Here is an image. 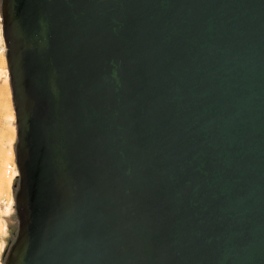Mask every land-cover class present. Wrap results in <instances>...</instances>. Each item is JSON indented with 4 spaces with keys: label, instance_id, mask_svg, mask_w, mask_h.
<instances>
[{
    "label": "water",
    "instance_id": "water-1",
    "mask_svg": "<svg viewBox=\"0 0 264 264\" xmlns=\"http://www.w3.org/2000/svg\"><path fill=\"white\" fill-rule=\"evenodd\" d=\"M0 5L3 264H264V0Z\"/></svg>",
    "mask_w": 264,
    "mask_h": 264
},
{
    "label": "rangeland",
    "instance_id": "rangeland-1",
    "mask_svg": "<svg viewBox=\"0 0 264 264\" xmlns=\"http://www.w3.org/2000/svg\"><path fill=\"white\" fill-rule=\"evenodd\" d=\"M1 57L0 70L7 71V79L6 82H3V75L0 73V84L3 86L5 84L7 91L0 92V193L7 194V198L11 196L13 199L5 207L0 204V264H3L5 251L14 239L18 228V217L15 209V184L18 182V177L12 180L13 176L17 173L15 167L11 174L10 184L7 186L6 178L10 175L6 174V167L10 163L16 164L15 145L17 130L6 56L5 58L3 57L4 62ZM7 207L11 209L8 215L4 212ZM4 228H6V232H4Z\"/></svg>",
    "mask_w": 264,
    "mask_h": 264
},
{
    "label": "bare ground",
    "instance_id": "bare-ground-1",
    "mask_svg": "<svg viewBox=\"0 0 264 264\" xmlns=\"http://www.w3.org/2000/svg\"><path fill=\"white\" fill-rule=\"evenodd\" d=\"M2 44H4V38H3L2 34L0 33V46H1ZM0 54H1V53H0ZM0 56H2V60H3V62H4L5 55H4V54H1ZM3 57H4V58H3ZM0 73L3 75V80L6 81V79H7V71H6V70H0ZM10 164H11V163H10ZM12 164H13V165H11V166H12V170H11V171L8 170V168H10V167H8L9 164H8L7 167H6V174L10 175L9 177L6 178L7 186L10 184L11 174L13 173V170H14V168L16 167V165H15L14 163H12ZM17 172H18V171H17ZM0 195H1V193H0ZM6 195H7V194H6ZM10 200H13V199H10V196H9V197H8V200H7V203L4 205V207L8 204V202H9ZM5 210H6V211H4V212H5L6 215H8V214L10 213V211H11L10 207H7ZM2 212H3V211H2ZM3 214H4V213H3ZM4 232H6V228H4Z\"/></svg>",
    "mask_w": 264,
    "mask_h": 264
},
{
    "label": "built area",
    "instance_id": "built-area-1",
    "mask_svg": "<svg viewBox=\"0 0 264 264\" xmlns=\"http://www.w3.org/2000/svg\"><path fill=\"white\" fill-rule=\"evenodd\" d=\"M2 19H3V15H2L1 5H0V33L3 36ZM3 38H4V36H3ZM5 52H6V45H5V40H4V44H2L0 46V53L1 54H5ZM11 165H13V164L11 163V164L8 165V167H10V168H8V170H10V171L12 170V166ZM16 169H17V166H16ZM17 171H18V169H17ZM16 177H18V172L13 176L12 180H14V178H16ZM10 199H12L11 196H10ZM7 200H8V198L6 197L5 194H1L0 195V204L1 205H5L7 203Z\"/></svg>",
    "mask_w": 264,
    "mask_h": 264
},
{
    "label": "crops",
    "instance_id": "crops-1",
    "mask_svg": "<svg viewBox=\"0 0 264 264\" xmlns=\"http://www.w3.org/2000/svg\"><path fill=\"white\" fill-rule=\"evenodd\" d=\"M1 59H2V57H1ZM3 82H6V81L3 80ZM6 91H7V87L5 86V84H4V86L2 84H0V92H6Z\"/></svg>",
    "mask_w": 264,
    "mask_h": 264
},
{
    "label": "flooded vegetation",
    "instance_id": "flooded-vegetation-1",
    "mask_svg": "<svg viewBox=\"0 0 264 264\" xmlns=\"http://www.w3.org/2000/svg\"><path fill=\"white\" fill-rule=\"evenodd\" d=\"M16 187H17V183L15 184V189H16Z\"/></svg>",
    "mask_w": 264,
    "mask_h": 264
},
{
    "label": "snow or ice",
    "instance_id": "snow-or-ice-1",
    "mask_svg": "<svg viewBox=\"0 0 264 264\" xmlns=\"http://www.w3.org/2000/svg\"><path fill=\"white\" fill-rule=\"evenodd\" d=\"M9 206H11V205H9Z\"/></svg>",
    "mask_w": 264,
    "mask_h": 264
}]
</instances>
